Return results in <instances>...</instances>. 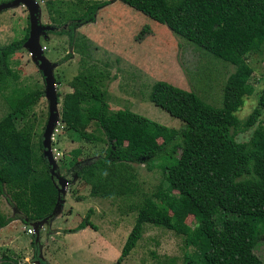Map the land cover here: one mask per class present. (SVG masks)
Returning <instances> with one entry per match:
<instances>
[{"label": "trees", "instance_id": "trees-1", "mask_svg": "<svg viewBox=\"0 0 264 264\" xmlns=\"http://www.w3.org/2000/svg\"><path fill=\"white\" fill-rule=\"evenodd\" d=\"M108 1L69 2L52 18L59 29L49 32L66 34L72 45L73 28L93 21L96 9ZM118 1L234 69L222 85L219 107L191 90L164 81L152 84L149 101L181 122L176 130L132 111H108L105 87L115 76L94 65L82 66L69 82L71 90L61 97L60 122L77 139L104 148L81 162L80 150H73L68 170L88 185V195L122 200L123 207L136 214L114 264L128 255L146 223L182 235L185 246L196 249L184 257L186 264H263L253 248L264 241V124L257 122L264 109V91L244 118L234 113L253 92L252 70L244 56L258 51L264 42V0ZM27 35L0 46V91L8 90V110L0 117V196L13 209L10 216L0 213V227L15 219L24 224L48 219L63 199L49 173L41 132L32 142L18 129L25 112L43 96L40 89L16 87L17 75L6 63ZM255 123L246 141H236L237 133ZM158 156L170 162L146 194L129 164L149 168ZM90 214L91 208L76 226L64 231L95 229ZM188 215L192 226L185 223ZM36 241L31 239V247ZM36 253L33 248L35 258ZM0 264L20 263L2 255Z\"/></svg>", "mask_w": 264, "mask_h": 264}, {"label": "rangeland", "instance_id": "rangeland-1", "mask_svg": "<svg viewBox=\"0 0 264 264\" xmlns=\"http://www.w3.org/2000/svg\"><path fill=\"white\" fill-rule=\"evenodd\" d=\"M8 1L0 0V4ZM75 1L30 0L37 9V32L32 39L37 43L36 49L45 62V69L48 65L52 91L45 82L40 60L24 43L6 59L10 71L17 75L16 87L43 92L18 123L19 131L32 142H36L43 132L49 116L50 99L55 95L54 112L57 117L51 121L49 155L53 163L51 178L57 187L63 189L62 215L55 218L50 226L36 224L35 228L34 224H24L15 219L0 229V257L9 256L20 264H114L135 220V211L123 207L124 201L88 195V185L68 170L73 150H80L77 160L81 162L101 154L104 148L101 143L77 139L59 119L61 97L71 90L69 82L82 66L94 65L115 76L105 87L108 111H132L175 130L182 125L181 122L149 101L152 84L164 81L191 90L207 103L219 107L222 85L234 69L233 65L212 57L169 31L165 25L118 0H109L108 4L97 8L93 21L74 27L71 45L66 34L49 31L59 29L52 19L56 11ZM26 33H29V15L24 4L0 10V46L18 40ZM66 53H70V57L58 63ZM244 60L252 70L249 82L253 85V92L243 99L241 107L234 113L239 119L257 107V97L264 91V42L258 51L246 54ZM7 94L8 90L0 91V117L8 110ZM257 122L264 124V109H260ZM256 123L237 133L236 141H246ZM86 129L90 131L92 126ZM169 162L158 156L151 159L149 168L141 163L129 164L142 192L149 194L153 190L162 178V167ZM89 208V220L95 229L64 231L76 226ZM0 213L4 216L13 214L3 196H0ZM185 223L192 226V216L188 215ZM57 227L66 229L51 233ZM35 237L38 241L31 247L30 241ZM33 248L37 250V258L33 257ZM195 250L190 245L185 246L182 235L146 223L135 246L120 264H186L184 257L192 256ZM253 252L264 264L263 240L256 243Z\"/></svg>", "mask_w": 264, "mask_h": 264}, {"label": "water", "instance_id": "water-1", "mask_svg": "<svg viewBox=\"0 0 264 264\" xmlns=\"http://www.w3.org/2000/svg\"><path fill=\"white\" fill-rule=\"evenodd\" d=\"M18 3H22V4H24L26 6V8L28 9V15H29V33H28V37H27L26 41L24 42V45L29 50H31L35 55H37L38 59L41 62L40 69L42 70L43 75L45 76L44 77L45 82L49 85L48 87L52 91V89L50 87L52 79H51V76H50V74L48 72V65H46L47 68L45 69V62L42 59V57H40L39 52L36 49V45H35L36 41L33 40L34 39V32H37V31H35V26H36L35 17H36V13H37L36 7L32 5L30 0H10V1L6 2V3L0 4V10L5 9V8L13 7V6L17 5ZM32 33H33V36H32ZM54 104H55V95L53 94V97L50 99L49 116H48L47 122H46L45 127H44L43 132H42L43 154L46 157V160H47V162L49 164L50 176H51V174L53 172V169H52L53 163H52L51 157L49 155L50 152H49V141H48V139H49V133H50V129H51V121L55 119L54 118L55 116L57 117V114H55V112H54ZM58 192L61 195H63V189L58 187ZM61 203H62V200H59L58 203H57V206H56V208H55V210L53 212L52 217H50L48 219H51V218H53L56 215V213L60 210ZM48 219H42V220H40L37 223L33 222V223H30V224H34V226L36 228V224L40 225L43 221L48 220Z\"/></svg>", "mask_w": 264, "mask_h": 264}, {"label": "crops", "instance_id": "crops-1", "mask_svg": "<svg viewBox=\"0 0 264 264\" xmlns=\"http://www.w3.org/2000/svg\"><path fill=\"white\" fill-rule=\"evenodd\" d=\"M62 209H63V208H62ZM2 213H3V212H2ZM61 215H62V210H59L53 218L48 219V220H46V221H43V222L41 223V224H42V227H44L45 223H46V226H47V227L50 226L51 222H52L55 218L60 217ZM12 221H13V220H12ZM12 221L8 222V223H7L6 225H4L3 227H0V229H1V228H5V227H7L8 224H11V223H12ZM42 227H41V228H42ZM87 227H88V226H86V227H84V228H82V229H79V230L76 231V232H83V231L86 230ZM41 228H39L38 230H40ZM63 229H66V228L57 227V229L51 230V233L56 234L58 231L63 230ZM38 232H39V231H38ZM125 238H126V237H125ZM37 241H38V240H37ZM37 246H38V244H37ZM39 249H40V247L38 246V250H39ZM40 254L43 255V250H42V253H41V250H40ZM43 256H44V255H43ZM35 262H36V260H35Z\"/></svg>", "mask_w": 264, "mask_h": 264}, {"label": "built area", "instance_id": "built-area-1", "mask_svg": "<svg viewBox=\"0 0 264 264\" xmlns=\"http://www.w3.org/2000/svg\"><path fill=\"white\" fill-rule=\"evenodd\" d=\"M28 232H30L31 230H27Z\"/></svg>", "mask_w": 264, "mask_h": 264}]
</instances>
